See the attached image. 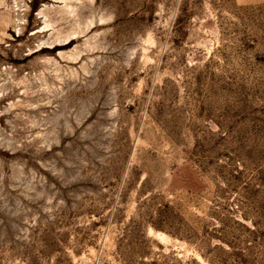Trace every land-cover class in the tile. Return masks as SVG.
<instances>
[{
	"label": "rangeland",
	"instance_id": "1",
	"mask_svg": "<svg viewBox=\"0 0 264 264\" xmlns=\"http://www.w3.org/2000/svg\"><path fill=\"white\" fill-rule=\"evenodd\" d=\"M0 89V264H264V0H0Z\"/></svg>",
	"mask_w": 264,
	"mask_h": 264
},
{
	"label": "bare ground",
	"instance_id": "2",
	"mask_svg": "<svg viewBox=\"0 0 264 264\" xmlns=\"http://www.w3.org/2000/svg\"><path fill=\"white\" fill-rule=\"evenodd\" d=\"M56 1V0H55ZM62 2V1H61ZM16 4V3H15ZM23 4H25V3H23ZM58 4V3H57ZM62 5V4H61ZM65 5V4H64ZM18 6H19V4H18ZM58 7H60V6H58ZM66 7V6H65ZM73 7H75V6H73ZM19 8V7H18ZM23 8V7H22ZM45 8V7H44ZM25 9H26V7H25ZM43 9V8H42ZM74 9V8H73ZM80 9V8H79ZM19 10H20V8H19ZM69 10H70V8H69ZM77 10H78V8H77ZM16 11V10H15ZM17 11H18V9H17ZM39 11V10H38ZM25 12H26V10H25ZM39 12H37V14H38ZM63 13V12H62ZM14 14V13H13ZM58 14V13H57ZM17 15V14H16ZM71 15V14H70ZM18 16H19V13H18ZM21 16V15H20ZM44 16V15H43ZM48 16V15H47ZM16 18H18L17 16H15ZM79 17V16H78ZM45 17H43V19H44ZM72 18V17H71ZM19 19V18H18ZM17 19V20H18ZM22 19V18H21ZM25 19V18H24ZM70 19V18H69ZM77 19V18H76ZM75 19V20H76ZM20 20V19H19ZM48 20V19H47ZM53 20V19H52ZM72 20V19H71ZM70 20V21H71ZM37 21V20H36ZM57 21V20H56ZM55 21V22H56ZM77 21V20H76ZM45 22V21H44ZM47 22V21H46ZM54 22V21H53ZM12 24H13V22H12ZM86 24V23H85ZM89 24V23H88ZM21 25V24H20ZM20 25H19V27H20ZM46 25H48V24H46ZM49 25H51V24H49ZM14 26V25H13ZM22 26H24V25H22ZM17 27V26H16ZM25 27V26H24ZM51 27H53V26H51ZM39 28V27H38ZM37 28V29H38ZM45 28V27H44ZM86 28H87V25H86ZM23 29V28H22ZM48 29V28H47ZM53 30H55V28H52ZM57 29V28H56ZM18 30V29H17ZM52 30V31H53ZM60 30V29H59ZM80 30V29H79ZM19 31V30H18ZM20 32H21V28H20ZM19 32V33H20ZM22 33H25V32H22ZM51 33V32H50ZM58 33V32H57ZM52 34V33H51ZM48 35V34H47ZM50 35V34H49ZM54 35H56V34H54ZM72 35V34H71ZM73 35H76V34H73ZM57 36V35H56ZM51 37V36H50ZM60 37H62V38H64L63 36H61L60 35ZM71 37V36H70ZM151 37V36H150ZM39 38V37H38ZM56 38V37H55ZM153 38V37H152ZM57 39V38H56ZM39 40V39H38ZM47 40V39H46ZM45 40V41H46ZM151 40V39H150ZM40 41V40H39ZM42 41H43V38H42ZM54 41V40H53ZM52 41V42H53ZM57 41V40H56ZM59 41H63L64 42V39L63 40H59ZM58 41V44H60V42ZM90 41V40H89ZM40 43V42H39ZM44 43H46V42H44ZM151 43V42H150ZM55 44V43H54ZM46 45V44H45ZM50 45V44H49ZM28 46V45H27ZM53 46V45H52ZM62 46V45H61ZM41 47V46H40ZM56 47V46H55ZM54 47V48H55ZM30 48V47H29ZM53 48V49H54ZM33 49V48H32ZM52 49V48H51ZM72 52V51H71ZM77 52V51H76ZM62 53V52H61ZM65 53V52H64ZM70 53V52H69ZM72 54V53H71ZM66 56V55H65ZM46 57V56H45ZM49 57V56H48ZM70 57V56H69ZM44 58V57H43ZM75 58V57H74ZM40 59H41V57H40ZM40 59H38V60H40ZM76 60V59H75ZM38 64V63H37ZM41 64H43V63H41ZM45 64V63H44ZM40 66V65H39ZM50 67V66H49ZM43 68V67H42ZM2 70V69H1ZM3 71V70H2ZM39 72V71H38ZM41 72V71H40ZM26 75V74H25ZM38 75H39V73H38ZM43 77V76H42ZM19 78V77H18ZM15 83V82H14ZM18 83V82H17ZM30 83V82H29ZM11 84V83H10ZM21 84H22V82H21ZM23 84H25V83H23ZM15 85H17V84H15ZM19 86V85H18ZM23 87H25V86H23ZM3 88V87H2ZM22 88V87H21ZM26 89V88H25ZM28 89V88H27ZM1 90V89H0ZM3 90V89H2ZM29 90V89H28ZM26 91V90H25ZM21 102V101H20ZM27 104H29V103H27Z\"/></svg>",
	"mask_w": 264,
	"mask_h": 264
}]
</instances>
